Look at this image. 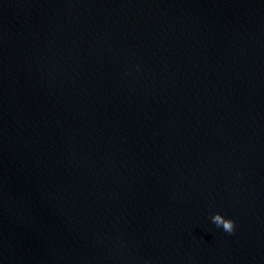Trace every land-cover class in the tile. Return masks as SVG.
Returning <instances> with one entry per match:
<instances>
[{"label": "water", "instance_id": "95a60500", "mask_svg": "<svg viewBox=\"0 0 264 264\" xmlns=\"http://www.w3.org/2000/svg\"><path fill=\"white\" fill-rule=\"evenodd\" d=\"M0 264H264V0H0Z\"/></svg>", "mask_w": 264, "mask_h": 264}, {"label": "clouds", "instance_id": "9594fccd", "mask_svg": "<svg viewBox=\"0 0 264 264\" xmlns=\"http://www.w3.org/2000/svg\"><path fill=\"white\" fill-rule=\"evenodd\" d=\"M217 233L227 239H232L235 236L236 228L233 224L229 223L227 228L224 229L217 228Z\"/></svg>", "mask_w": 264, "mask_h": 264}]
</instances>
